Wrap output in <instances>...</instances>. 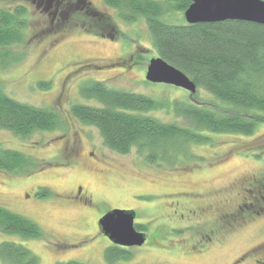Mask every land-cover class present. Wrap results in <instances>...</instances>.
<instances>
[{
	"label": "rangeland",
	"instance_id": "1",
	"mask_svg": "<svg viewBox=\"0 0 264 264\" xmlns=\"http://www.w3.org/2000/svg\"><path fill=\"white\" fill-rule=\"evenodd\" d=\"M84 1L111 16L114 28L96 25L94 34L73 27L71 19H84L82 2L76 0H0V8L25 9L23 40L10 48L23 58L0 67L4 92L34 106L53 107L64 121L61 128L23 140L0 130L4 147L37 163L29 173L0 171V205L34 220L42 230L36 239L0 232V243L25 246L39 264H264V188L257 194L264 186V124L250 135L212 134L210 144L192 145L200 158L186 157L176 167L150 165L135 148L120 154L106 147L96 127L69 115L73 104L101 105L80 95L87 81L163 103L190 99L217 110L222 103L199 87L190 95L180 87L147 82L146 67L157 55L144 20L126 23L103 0ZM69 4V16L62 18L61 6ZM78 13L81 19L75 18ZM183 13L163 19L183 24ZM71 16L75 19L68 20ZM40 81L51 85L41 88ZM146 114L163 122H184L171 108ZM68 144L79 150L69 162L61 152L66 153ZM79 185L92 204L61 194L62 189L77 191ZM39 188L51 193L40 197ZM112 209L134 211V224L144 226L147 240L110 263L104 257L109 240L96 224Z\"/></svg>",
	"mask_w": 264,
	"mask_h": 264
},
{
	"label": "trees",
	"instance_id": "2",
	"mask_svg": "<svg viewBox=\"0 0 264 264\" xmlns=\"http://www.w3.org/2000/svg\"><path fill=\"white\" fill-rule=\"evenodd\" d=\"M76 1L78 4L82 2L79 9L83 10L84 19L79 22L71 19L68 23L72 22L73 27L94 34L96 25H103L105 29L112 25L114 28L111 16L97 11L84 0ZM103 2L115 9L116 16L126 23L144 20L156 55L180 69L196 87L222 103L218 110L198 105L190 99L163 103L135 92L109 88L97 80L87 81L80 86V95L101 105L73 104L69 107V115L96 127L106 147L120 154L135 148L150 165L176 167L186 157L200 158L192 151V145L210 144L212 134L250 135L258 124H264V25L238 20L171 24L163 19L172 12H183L190 0ZM68 6H61L62 18L69 16L70 4ZM24 13L23 7H16L14 11L0 8V67L9 66L14 58H23L22 53L14 55L10 48L23 40ZM79 14L76 19H81ZM70 18L74 17L68 20ZM104 33L100 32L101 35ZM1 84L0 81V130L9 131L23 140L36 132L52 131L64 125L55 108L18 101L6 94ZM37 85L49 88L51 84L40 81ZM161 107L171 108L175 117L184 122H163L146 114ZM36 167L33 158L0 143V171L24 174L36 170ZM50 193L47 188L40 189L38 196ZM134 226L136 230L144 231V226ZM0 232L30 239L42 237L37 222L1 205ZM128 253L108 247L104 257L112 263L125 258ZM39 260L21 244L0 243V264H39ZM56 264L85 263L67 261Z\"/></svg>",
	"mask_w": 264,
	"mask_h": 264
},
{
	"label": "water",
	"instance_id": "3",
	"mask_svg": "<svg viewBox=\"0 0 264 264\" xmlns=\"http://www.w3.org/2000/svg\"><path fill=\"white\" fill-rule=\"evenodd\" d=\"M187 24L215 23L226 20L264 25V0H190L184 10ZM150 83L180 87L195 93V83L180 69L156 56L149 59L144 76ZM135 212L112 209L97 221L100 232L112 243L124 247L141 246L146 235L134 226Z\"/></svg>",
	"mask_w": 264,
	"mask_h": 264
},
{
	"label": "flooded vegetation",
	"instance_id": "4",
	"mask_svg": "<svg viewBox=\"0 0 264 264\" xmlns=\"http://www.w3.org/2000/svg\"><path fill=\"white\" fill-rule=\"evenodd\" d=\"M58 4V3H57ZM70 142H72V141H70ZM69 143V142H68ZM65 144H67V143H65ZM71 145L72 144H68L67 145V149H66V153H65V150L64 151H61L62 152V154L64 155L63 157L65 158V160H67V162H69V161H71V158L72 157H74V156H76V155H79L78 154V151L79 150H74V149H72V148H70L71 147ZM57 151V150H56ZM60 152V151H59ZM71 153H73V156L71 155ZM75 154V155H74ZM262 188H264V186L263 187H261V188H258L257 189V194L259 193V195L261 196V192H262ZM36 187L35 186H33L32 188H31V192L32 193H34L36 190ZM40 189V188H39ZM39 189L37 190V195H38V192H39ZM48 189V188H47ZM49 190V189H48ZM50 191V190H49ZM245 191L246 192H248V193H251V189H246L245 188ZM51 192V191H50ZM27 196H30L28 193H25ZM61 194L62 195H64V197L65 196H67V195H69L70 197H74L73 199H75V200H81V201H84V202H88L89 204H92V202L91 201H89V199H87V197H86V195H83V193H81V186L79 185V189H77V191H76V189L74 190V191H70V190H63L62 189V192H61ZM65 202V201H64ZM106 213V212H105ZM103 215V214H102ZM101 215V216H102ZM101 216H99V217H101ZM98 221V220H97ZM96 226H97V230L100 232V229H99V227H98V224H96ZM144 232V231H143ZM101 233V232H100ZM102 234V233H101ZM105 237V236H104ZM146 240H147V236H146ZM146 240H145V242H146ZM145 242L143 243V244H145ZM108 243H109V247H114V248H119V249H121V250H125V251H127V252H129V249L130 248H133L134 246H132V247H124V246H120V245H116V244H114V243H112L110 240L108 241ZM142 244V245H143ZM131 250V249H130ZM257 261V260H256Z\"/></svg>",
	"mask_w": 264,
	"mask_h": 264
}]
</instances>
